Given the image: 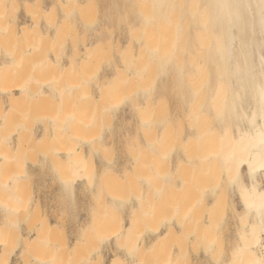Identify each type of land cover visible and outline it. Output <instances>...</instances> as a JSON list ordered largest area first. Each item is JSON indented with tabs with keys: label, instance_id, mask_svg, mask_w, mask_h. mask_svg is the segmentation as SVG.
<instances>
[{
	"label": "rangeland",
	"instance_id": "obj_1",
	"mask_svg": "<svg viewBox=\"0 0 264 264\" xmlns=\"http://www.w3.org/2000/svg\"><path fill=\"white\" fill-rule=\"evenodd\" d=\"M124 11V0H0V63L5 59L4 46L13 48L25 27L40 24L43 35L40 39L59 30L56 42L41 40L39 54L21 58L18 67L21 74L37 75V85L45 88L43 84L49 75L40 64L46 53L54 65L58 61L65 66L77 64V72H68L64 81L66 86L79 82L86 100L84 109L90 117L73 132H67L69 141L65 146L74 157L79 153L78 142L84 143L86 163L90 167L93 161L96 167L94 172L89 168L81 175L70 167L67 156H62V162L53 160V146L33 141L43 135V118L53 111L44 104L47 107L34 105L33 111L28 107L23 109L24 114L18 116L26 125L22 131L31 134L32 140L26 141L19 155L0 170L2 179L15 171L23 175L15 189L0 192L5 205L13 207L9 214L12 234L0 248L1 264H89V258L96 264H109L118 255L124 258L130 254L136 262L143 260L148 264L149 259L154 263L162 260L163 255L169 259L171 253L177 264H231L244 225L247 227L255 220L252 214L246 213L241 182L230 180L227 165L220 160L200 158L209 149L196 139L200 129H204L201 127L204 122L211 131H222L224 123H231L235 133L239 118L230 101L223 112L219 113L216 106L218 67L212 61L205 64V69L203 64L198 67L196 62L200 56L190 64L191 39L180 29L156 49L153 64L148 65L153 66L146 69L149 70L146 77L134 79L132 70L122 76L124 52L137 50L134 35L143 26L141 16H125ZM86 45L91 47L89 54L84 55ZM78 50L81 54L77 56ZM63 52L66 55L56 59ZM105 75H120L126 83L111 85L103 92L100 88ZM148 95L149 108L143 106ZM0 97L7 99L8 96L0 93ZM144 120L149 121L148 127L159 136L166 132L172 136L153 154L146 167L137 168L134 157L145 147L132 146V142L141 139ZM17 139L18 136L16 143ZM86 139L95 140L98 148L93 153ZM11 149L8 146L3 150L9 154ZM108 168L125 181L140 183L145 189L151 186L153 172L174 175L182 168L188 181L187 193L191 195L188 202L177 208L188 219L185 232L167 241L162 251L142 254L140 245L143 242L150 245L155 239L153 230H162L169 219L175 223L179 216V211L170 210L172 205L165 208L168 203L161 201L154 216L140 218L139 230L123 242L117 235L132 218V191L111 190L113 185L102 174ZM243 173L244 181L249 183L246 168ZM149 174L148 180H143ZM258 178L262 188L264 178L260 173ZM111 192L118 193V203L112 204ZM218 199L222 201L219 205ZM5 212L0 208V223L5 219ZM46 225H53L48 230L52 233L47 235L48 243L37 241L32 247L22 246L25 237ZM262 242L264 245V235ZM258 252L264 257V248Z\"/></svg>",
	"mask_w": 264,
	"mask_h": 264
},
{
	"label": "bare ground",
	"instance_id": "obj_2",
	"mask_svg": "<svg viewBox=\"0 0 264 264\" xmlns=\"http://www.w3.org/2000/svg\"><path fill=\"white\" fill-rule=\"evenodd\" d=\"M124 5V15L141 16L143 26L134 35L138 41L137 50L124 52L121 68L125 70V74L122 73V76L132 70L131 75L134 79L146 77L149 71L146 69L153 66L148 65L150 62L153 64L156 49H160L170 35L180 29L185 30L191 39L190 64H194L196 58L200 56V60L196 62L198 67L203 64L202 68H204L205 64L211 61L212 64H216L215 67H218L216 106L219 107L220 113L224 111L229 101L232 103L233 110L237 111L239 117L235 123L237 133H234L231 123H224L222 131H211L209 125L204 122L201 126L204 129H200L196 139L209 149L207 156L200 158L202 160L210 158L209 161L214 159L217 162L220 160L227 165L226 171L230 175V180L241 182L242 203L246 213L252 214L255 218L249 226L244 225L245 230L241 234V242L232 257L231 264H264V257L258 252L259 248H264L262 242L264 184L260 188L262 182L258 178L259 173L264 178V0H124ZM40 28L38 23L25 27L20 40L13 48L4 46L5 59L0 63V93L8 97L7 99L0 97V170H4L8 161H13L19 155V149L23 144L31 139V134L22 131L25 130L26 125L18 117L24 114L23 109L28 107L33 111L36 106L38 108L48 106L53 113L43 118L45 120L43 135L37 136L33 141L53 146V160L58 159L62 162V156H67L71 161L70 167L77 170L78 174H86L89 168L94 172L95 163L92 161L90 167L86 163L84 143L78 142L79 153L74 157H71V151L65 146L69 141L67 134L76 130L90 117L84 109L86 100L83 97L82 87L77 84L79 82L66 86L64 81L68 72H77V64L73 62L65 66L58 61L54 65L52 63L54 60L46 53L40 65L49 75L43 84L49 91L37 85L38 76L33 72L27 76L20 73L18 63L21 58L36 57L42 45L41 40L52 43L60 37L59 30H56L53 34L47 33L46 39H40L41 36L43 37ZM90 47L86 45L84 55L89 54ZM77 54H81L79 50ZM65 55V52L57 54L56 59L58 57L62 59ZM193 69L190 70L191 76ZM107 76L105 75L100 88L103 92L111 85L126 83V79L121 81L120 75ZM40 101L42 103H38ZM144 101L146 103L143 106L148 105L149 108L150 96H145ZM141 123L145 127L141 131V139L132 142V146L145 147L144 151L139 149V153L134 157L137 168L146 167L153 154L158 152L172 136L169 132L161 133L159 136L157 131L148 127L147 120ZM136 135H139V132ZM17 136L18 143L15 142ZM86 142L91 143L90 153L98 148L94 139H86ZM8 146L12 148L9 154L3 150ZM244 168L250 179L249 183L243 179ZM128 171L129 169H126V172ZM102 174L109 184L113 185L111 190L128 188L132 191L134 203L131 209L132 218L125 230L122 229L117 235L123 242L128 241L131 234L139 230L140 218L154 216L161 201L168 203L165 208L172 205L170 210L179 211V216L175 218V223L172 222L174 219H169L162 230L158 228L153 230L155 239L148 243L149 246L146 242L141 243L142 254L162 251L167 241L185 232L188 219L177 208L183 206L185 201L188 202L191 195L187 193L188 181L182 168L174 175L153 172L151 186L146 189L140 183L125 181V178L117 176L112 168L103 170ZM1 175L0 192H6L10 188L15 189L18 179L23 176L17 171L5 179H2ZM150 175H145L143 180H148ZM111 193L112 204L118 203L116 198L118 193ZM176 200L179 203L174 202ZM5 203L4 199H0V208L6 211L5 219L0 223V248L7 244L6 237L12 234L9 214L13 207ZM221 203V200H216L217 205ZM243 223L246 224V221ZM52 226L46 225L37 229L34 235L24 238L22 246L29 248L37 241L48 243L47 235L52 234L48 230ZM172 254L169 259H164L165 255H163L162 260H156L154 263L153 259H149L151 261L148 264H177V259L173 258ZM129 262L145 264L143 260L136 262L131 254L124 258L118 255L112 258L109 264H129ZM88 263L96 264L92 258H89ZM44 264L52 263L44 262Z\"/></svg>",
	"mask_w": 264,
	"mask_h": 264
}]
</instances>
